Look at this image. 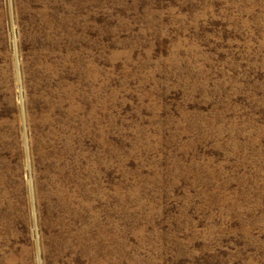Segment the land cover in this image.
<instances>
[{
	"label": "rangeland",
	"instance_id": "1",
	"mask_svg": "<svg viewBox=\"0 0 264 264\" xmlns=\"http://www.w3.org/2000/svg\"><path fill=\"white\" fill-rule=\"evenodd\" d=\"M84 236L264 264V0H0V264Z\"/></svg>",
	"mask_w": 264,
	"mask_h": 264
},
{
	"label": "bare ground",
	"instance_id": "2",
	"mask_svg": "<svg viewBox=\"0 0 264 264\" xmlns=\"http://www.w3.org/2000/svg\"><path fill=\"white\" fill-rule=\"evenodd\" d=\"M77 61H78L77 62L78 65L83 64V60H81L80 58ZM82 75H83V69L80 67V71H79L80 79H82ZM80 79H79V81H80ZM70 97H71V93L68 94V98H70ZM58 195H59V193H58ZM65 202L68 203L67 201H65ZM68 241H69V239H68ZM92 241H94V240H90L85 236L79 237L76 239V245L78 243L77 246L80 247L83 254H86L88 251L90 252V255H91L89 258L90 262H88L87 264H99L100 259H99L98 255H99L100 250H99L98 245L97 244L95 245L94 242H92Z\"/></svg>",
	"mask_w": 264,
	"mask_h": 264
}]
</instances>
